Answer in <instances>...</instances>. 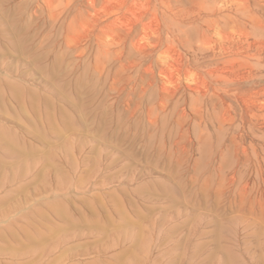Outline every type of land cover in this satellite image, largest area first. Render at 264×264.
<instances>
[{"label": "rangeland", "instance_id": "obj_1", "mask_svg": "<svg viewBox=\"0 0 264 264\" xmlns=\"http://www.w3.org/2000/svg\"><path fill=\"white\" fill-rule=\"evenodd\" d=\"M202 2L0 0V264H264V0Z\"/></svg>", "mask_w": 264, "mask_h": 264}, {"label": "bare ground", "instance_id": "obj_2", "mask_svg": "<svg viewBox=\"0 0 264 264\" xmlns=\"http://www.w3.org/2000/svg\"><path fill=\"white\" fill-rule=\"evenodd\" d=\"M90 1H92V0H90ZM198 1H199V4L201 6H203V2H202L203 0H198ZM220 1L222 2L224 0H220ZM93 2H94V0H93ZM93 5H95V4H93ZM16 13H17V11H16ZM4 17H6V16H4ZM4 17L2 16V18H4ZM10 22H15V19L11 17ZM12 34H13V37L18 36L17 31L13 32ZM30 133L42 144H45L46 142L51 141V140L62 141V139L53 132V129H50V131L48 133H43L35 126L30 131ZM18 137H19V135L16 134V132H14V131L7 130V129H0V148L3 147V148L7 149V154L0 157V160L1 159H22V160L24 159V160H27L30 150L21 146ZM63 143H64L65 150H68V147L69 148L71 147V145H69L68 141L63 140ZM69 163H72V162L69 161ZM92 175H93V173H92ZM45 182L48 184L49 178H45ZM45 182L43 183V187L48 191V188H47V185ZM55 186H56V190H58L59 193H61V194L65 193L68 190V187L67 186L64 187L61 183H57ZM0 237H1V235H0ZM0 239H2V238H0ZM67 240L68 239L61 241V242L51 244L49 247L42 250L43 255L47 256V255L53 253L54 251H56L57 249L61 248L67 242ZM38 251H39V247L37 245H34V247H32V248L24 250V253L34 255ZM0 253L9 254L10 249H7V248L0 249Z\"/></svg>", "mask_w": 264, "mask_h": 264}]
</instances>
